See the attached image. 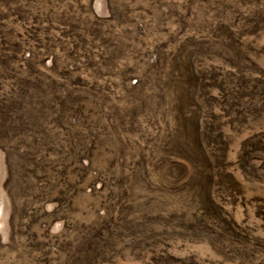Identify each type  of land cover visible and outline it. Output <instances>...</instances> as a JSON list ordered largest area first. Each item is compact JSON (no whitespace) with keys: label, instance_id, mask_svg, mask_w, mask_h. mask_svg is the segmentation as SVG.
I'll list each match as a JSON object with an SVG mask.
<instances>
[{"label":"rangeland","instance_id":"1","mask_svg":"<svg viewBox=\"0 0 264 264\" xmlns=\"http://www.w3.org/2000/svg\"><path fill=\"white\" fill-rule=\"evenodd\" d=\"M0 264H264V0H0Z\"/></svg>","mask_w":264,"mask_h":264}]
</instances>
